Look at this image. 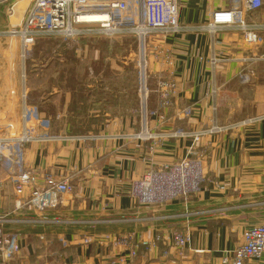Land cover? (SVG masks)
Returning <instances> with one entry per match:
<instances>
[{
	"label": "crops",
	"instance_id": "0c3cea01",
	"mask_svg": "<svg viewBox=\"0 0 264 264\" xmlns=\"http://www.w3.org/2000/svg\"><path fill=\"white\" fill-rule=\"evenodd\" d=\"M23 1L0 5L13 15ZM27 7L20 21H0V121L12 111L14 116L0 125V137L21 134L26 99L39 115L27 123L30 134L41 133L37 128L48 121L53 137L19 146L18 159L35 173L68 178L73 192L51 209H18L15 168L0 167V215L12 219L7 230L21 242L8 264H227L222 259L242 242L244 229L264 222V44L249 49L236 30L212 37L191 29L153 39L151 86L168 77L177 85L169 106L152 93L150 129L161 135L153 144L135 137L141 130L136 65L127 66L118 53L110 59L104 39L94 37V45L71 43L73 69L46 71L39 41L64 39L40 38L22 58L19 38L8 30L24 20ZM179 10L182 25H199L208 18L209 3L183 0ZM248 119L253 121L237 123ZM214 124L224 129L204 133L197 155H189L191 135H167ZM187 156L202 161L204 181L196 193L161 206L137 204L130 192L141 175ZM187 228L193 239L182 255L162 241L152 251L139 244L130 255L125 244L109 239L131 234L137 242L151 241L157 233L171 236ZM88 237L92 241L85 244ZM244 264H264V253Z\"/></svg>",
	"mask_w": 264,
	"mask_h": 264
},
{
	"label": "built area",
	"instance_id": "2783aa9c",
	"mask_svg": "<svg viewBox=\"0 0 264 264\" xmlns=\"http://www.w3.org/2000/svg\"><path fill=\"white\" fill-rule=\"evenodd\" d=\"M11 1L13 0H0V4ZM181 1L183 0H32L26 9L24 20L9 29L8 33L14 38H19L24 59L27 51L38 39L49 36H59L65 41L79 40L85 36L134 37L138 48L135 60L137 95L141 112V130L135 137L154 144L161 135L150 129L149 121L154 113L150 110L152 93L158 92L162 95L163 105L169 106L177 85L173 79L160 78L156 88L151 86L153 39L165 40L169 35L191 29L206 30L212 37L221 30H237L241 41L249 49L263 44L264 0H219L216 7L212 4L214 0H207L209 3L207 20L193 26L182 25L179 21ZM93 15L102 17L99 20L89 18ZM252 56L254 55L244 56L242 59H251ZM23 97L26 98V92ZM23 108L24 128L21 134L0 137V167L6 165L15 168L13 177L18 178V183L15 184V196L19 199L17 208L29 207L34 212L44 211L59 205L62 200L69 197L73 192V185L66 177L56 176L50 172L35 173L31 168L24 166L20 158L18 159L19 146L34 139L47 141L53 137L48 131L50 127L48 121L37 128L41 133L30 134L27 123L39 118V115L36 111L28 109L26 99ZM251 121L253 119L237 123L244 125ZM8 127L14 129L13 124H9ZM222 129L224 127L214 124L202 132L193 133L177 129L167 135L168 137L191 135L193 146L189 149V155H193L204 133L219 132ZM203 181L202 161L187 156L180 162L148 169L134 182L132 195L146 206L163 205L180 198L188 199L200 189ZM10 221L7 214L0 215V264H7L21 252L20 235L3 229L4 223ZM188 230L186 233L175 231L170 236L178 248L190 246L192 230L191 228ZM170 237L157 235L156 240L163 242L162 239L170 240ZM109 239L115 245H121L122 242L130 246L135 244L134 236H131V239L127 237L119 239L116 236ZM242 239L239 246L224 255L222 259L224 263L233 261L234 264H244L245 259L257 258L264 253V222L246 228ZM91 241V237L84 239L85 244ZM155 242H152L153 245Z\"/></svg>",
	"mask_w": 264,
	"mask_h": 264
},
{
	"label": "rangeland",
	"instance_id": "374dc122",
	"mask_svg": "<svg viewBox=\"0 0 264 264\" xmlns=\"http://www.w3.org/2000/svg\"><path fill=\"white\" fill-rule=\"evenodd\" d=\"M28 3H29V0H25V1L21 2L20 3L21 5H19V7H20L19 9H21L20 13H15L13 15L12 14L11 15L10 14H6L5 10H6L7 7H4V5H0V15H1L0 21H8L9 17H12V21L13 22L20 21L22 19V12L27 7ZM263 35H264V33H263ZM91 38H94V37L85 36V37H83V39L80 38L79 40H71V41L70 40L69 41L68 40L64 41V40H61V39H49V40L39 41V43H41L40 45H43V48H45L44 50L46 51L45 55L43 56V61H42V63H44L45 66H46V71L73 69L72 60H74V57H73L74 56V51L72 50L71 43H74V42L76 43V42H81L82 41L84 43L86 42V44L91 42L94 45L96 42H93V41L99 40V39L91 40ZM96 38L104 39V43L101 46L104 47L105 52L109 56L110 59H112L113 56L118 53L117 54V58H119V60H124L125 62H127L128 63L127 66L137 65V62L135 60V55H136V53H138V48H137V45L135 43L134 37L132 38L129 35H116L114 37L100 36V37H96ZM262 42L264 44V36H263ZM105 52H104V55H105ZM83 55L86 56V54L84 52H83ZM123 55L125 56V59L123 58ZM79 58H81V57H79ZM40 60L41 59H39V61ZM250 60L251 59H245V61H250ZM39 64H40V62H39ZM168 78H170V77H168ZM170 79H172V78H170ZM161 98H162V106H165V105H163V97H162V95H161ZM210 128H208V129H210ZM204 130H207V129H204ZM212 133H217V132H212ZM194 154L197 155V148L195 149ZM191 158L192 159H197V158H193V157H191ZM130 194H131V196H133L132 195V189H131ZM191 195H193V194H191ZM180 197H183V196H180ZM137 202H138L137 204L144 206V203H139V201H137ZM169 203H171V202L169 201V202H166L164 204H169ZM150 206L151 207H155V206H158V205L156 204L155 206H152V205H150ZM54 207H56V206H54ZM22 208H24V207H22ZM48 209H51V208H48ZM45 210H47V209H45ZM10 220H11L10 222H5L4 223L3 229L7 230L8 229V225L13 223L11 218H10ZM248 227H253V225H249ZM188 229L189 228H187L186 230H182V231H185L184 233H186L187 231H189ZM157 235H160L162 237L163 236H168V235H165V234H162V233H157V234H155L154 239H152L151 241H148L147 243H145L144 240L140 239L139 242H137V240L135 241L134 246L127 245L124 242H122L121 245L122 244L126 245L128 250H130L129 251L130 255L131 254L132 255L136 254V250L139 248V244H143V245L147 246L149 251H152L153 248H157L158 247V244L161 241V240H156ZM131 236L132 235L129 234V235L125 236V237L131 239ZM136 236H137V234H136ZM168 237H170V235ZM137 238H138V236H137ZM192 239H193V230H192ZM162 240H163L164 244L172 246V248L174 247L179 255H182L184 250H186V247L184 249L178 248L177 245H175V243L173 241V238H171V237H170V240H167V239H162ZM153 241H156L154 243V245L152 243ZM110 243H112V245H115V243L113 241H111V240H110ZM134 251H135V253L133 254ZM231 251H233V250H231ZM169 254H170V252L169 253L164 252L162 255L164 257H167V256H169ZM247 259H249V258H247ZM9 261L7 262V264L9 263ZM119 261H123V260L119 259ZM229 263L234 264L233 261H231ZM112 264H116V261L113 262ZM159 264H166V263L160 262Z\"/></svg>",
	"mask_w": 264,
	"mask_h": 264
},
{
	"label": "water",
	"instance_id": "95a60500",
	"mask_svg": "<svg viewBox=\"0 0 264 264\" xmlns=\"http://www.w3.org/2000/svg\"><path fill=\"white\" fill-rule=\"evenodd\" d=\"M14 120V116H13V111L8 115L7 119L1 120L0 121V125L1 124H5V123H9L12 122Z\"/></svg>",
	"mask_w": 264,
	"mask_h": 264
},
{
	"label": "bare ground",
	"instance_id": "6f19581e",
	"mask_svg": "<svg viewBox=\"0 0 264 264\" xmlns=\"http://www.w3.org/2000/svg\"><path fill=\"white\" fill-rule=\"evenodd\" d=\"M102 16L101 15H99V16H97L95 19H93V20H99V18H101ZM13 122V121H12ZM11 124H13V123H11ZM9 125V124H8ZM202 171H203V168H202ZM15 183H18V178L16 177L15 178Z\"/></svg>",
	"mask_w": 264,
	"mask_h": 264
}]
</instances>
